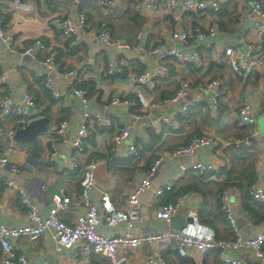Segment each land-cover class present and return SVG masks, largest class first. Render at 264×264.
<instances>
[{"label": "crops", "instance_id": "1", "mask_svg": "<svg viewBox=\"0 0 264 264\" xmlns=\"http://www.w3.org/2000/svg\"><path fill=\"white\" fill-rule=\"evenodd\" d=\"M20 1L28 8L20 10L17 15L12 13L14 0H6L0 5L4 32L11 38V45L0 39V63L7 72L6 82L0 86V96L9 94L19 101L24 93L29 92L34 95L36 106L22 117L7 116L3 126L6 130L16 131L31 121L44 118L47 130L37 133L35 140L17 141L14 136L0 139V151L7 152L17 166L16 171H12L9 164L0 166V174L10 177L24 190L36 203L41 217L48 215L55 193L71 198L68 211L60 213L65 222H73L75 215L82 211L79 202L81 170L70 171L67 167L73 154L71 139L83 113L98 112L111 117L113 126L104 128L89 121L88 137L78 160L81 164L93 165L94 185L89 196L98 207L99 232L113 236L128 230L124 222L111 226L104 221L100 197L107 193L115 207L127 210L129 193L139 183L144 169L159 155L163 159L152 176V187L138 197L139 215L130 230L133 235L168 227L169 224L158 219L155 212L161 204L170 201L173 194L180 192H185L186 201L177 214L193 216L200 223L210 225L216 238L231 239L236 233L249 238L262 229L264 203L250 197L246 190L252 182L264 187V56L261 64L256 62L257 65L244 75L232 69L229 57L224 53L227 46L243 52L244 41L254 43L257 51L264 53V33L252 28L250 4L246 0H217L218 11L182 13H172L165 5L157 10L146 9L139 0H118L113 9L101 7L98 0H79L77 4L70 0ZM80 13H84L87 20L78 37L63 36L55 18L68 15L75 21ZM211 26L216 28L213 36L198 39L193 35L195 27L207 29ZM175 28L188 31L185 44L171 39V31ZM99 29H108L113 37L128 42L130 48L119 51L111 45L101 44L94 36ZM140 31L141 37L137 38ZM34 39L44 42L46 53L36 51L34 56L23 53L24 47ZM206 43L212 47L206 48ZM159 46L178 48L183 53L196 51L197 58L188 65L169 60L170 73L144 84L143 89L160 101L171 96L181 82L187 80L190 91L186 97L145 112L110 104L113 97H136L135 76L154 68V49ZM51 51L57 55V70L48 72L43 60ZM115 57L120 60L123 72L108 76L106 64ZM66 69L74 70L75 76L64 78L60 72ZM212 78H219L224 87L215 105L209 92L198 90L199 85ZM47 80L57 90L58 98L46 86ZM75 89H86L88 93L80 97ZM243 101L252 107L255 122L251 125L238 120L237 110ZM183 102H190V107L186 114L176 117V127L158 120L160 117L174 118L175 110ZM134 113L142 114V117L136 119ZM61 120L68 121L66 136L57 140V159L48 162L54 131ZM151 122L158 124L157 130L146 127ZM125 126L129 128V137L134 138L140 148L141 157L137 161L125 159L124 147L114 148L112 145V136ZM193 136H206L210 143L192 153L173 154ZM244 138L246 141H240ZM196 162L210 165L213 170H191L189 166ZM168 183L172 184V190L158 202L153 190ZM222 189L229 191L235 229L220 211ZM0 204V222L9 227L26 223L25 210L18 195L2 182ZM13 245L16 251L25 254L26 264H107L103 256L78 253L79 243L71 249L59 248L52 230L34 241L16 239ZM222 252L245 264H264L248 249L215 247L206 252L190 249L186 256H181L173 243L166 241L117 249L124 264H158L157 257L171 264H227L221 260ZM3 258L0 247V264H3ZM149 258L153 261L148 263Z\"/></svg>", "mask_w": 264, "mask_h": 264}, {"label": "built area", "instance_id": "2", "mask_svg": "<svg viewBox=\"0 0 264 264\" xmlns=\"http://www.w3.org/2000/svg\"><path fill=\"white\" fill-rule=\"evenodd\" d=\"M77 4L79 0H70ZM141 5L146 9L157 10L161 5L172 13L175 12H188V11H205L211 9L218 11L220 9L217 0L206 2L204 0H139ZM250 4L249 18L252 23V28L264 33V2L263 0H246ZM6 0H0V5L4 4ZM118 0H98L101 7L106 9H113L116 7ZM27 5L20 0H14L12 13L17 15L20 10L27 9ZM87 17L84 13L78 14L77 19L74 21L70 16H58L55 22L59 25V32L65 37L77 38L79 31L85 27ZM3 27V20L0 16V39L6 44L11 45V38L5 34ZM141 31L137 34V38L141 37ZM216 33L215 27L201 29L195 27L193 35L198 39H206ZM97 38L103 45H111L117 50H126L130 48L128 42L113 37L108 29H99L94 32ZM189 37L188 31L184 29H173L171 31V39L185 44ZM206 48H211L210 43L205 44ZM244 51L239 52L232 46L224 47V53L229 57V62L232 69L239 74H246L257 63H262L264 53L257 51L256 45L250 41H244ZM46 45L41 39H34L28 43L23 53L34 56L36 51H45ZM156 53L155 66L150 70H143L136 74L135 80L137 85L136 97L134 98H118L113 97L110 104H121L130 108L140 109L142 112L148 109L156 108L171 102H176L178 99L186 97L190 91V85L187 80H183L179 88L171 96L165 97L162 100H156L151 94H148L143 85L155 79L167 76L170 73L168 61L174 60L181 65H188L194 63L197 58V52L183 53L178 48L169 46H159L154 49ZM46 53V51H45ZM56 52H48L45 56L43 63L48 72L57 70ZM261 58V59H260ZM257 62V63H256ZM105 72L108 76H116L123 72V66L120 60L115 57L106 64ZM64 78H72L75 76V71L66 69L60 72ZM7 72L3 69L0 63V86L6 82ZM46 86L51 89L55 98H58V92L53 87L49 80L46 81ZM223 84L219 78H212L202 85L198 86L201 92H209L213 104H217L218 100L223 94ZM80 97L87 95L86 89H75L74 91ZM36 106V100L33 94L26 92L21 100L16 101L9 94L0 96V139H12L15 129L6 130L3 126L4 119L9 115H16L22 117L28 113L30 108ZM190 102H183L174 112V118L160 117L158 120L170 122L173 127L177 126L176 117L182 116L188 112ZM264 113V112H263ZM134 118L139 119L142 114L134 113ZM238 120L244 125H251L255 122L251 105L243 101L237 110ZM94 121L97 125L104 128H111L113 120L108 115L98 112H84L78 124L77 130L71 139L72 152L71 160L68 162V169L70 171L80 169L81 178L79 181V202L82 211L75 215L73 222L67 223L60 217L61 212H66L69 209L71 198L63 193H55L52 196V206L49 209L46 217H41L38 207L34 201L28 198L24 190L13 181L10 177H4L0 174V182L6 187L11 188L19 197L21 205L25 210L26 223L18 227H9L0 222V247L4 254L3 264H26L27 259L25 254L16 251L13 243L16 239L25 238L31 241L38 239L48 230L54 233L56 244L62 249H71L76 244H80L78 253L83 255L97 254L103 256L107 264H124V259L119 256L117 249L122 247L125 249H132L140 246L142 243H151L154 241H166L173 243L176 251L181 256H186L188 250L197 249L202 252L214 249L215 247L238 248L248 249L252 251L256 258L264 261V225L262 229L253 237L245 238L236 233L231 239H217L213 228L204 225L198 221L196 217L192 216V220L188 222L181 229H172L166 227L161 231H144L139 235H133L130 230L134 226L138 215L139 209L137 207L138 197L141 193L152 187V176L156 172L158 165L162 161V155L155 158L147 168L144 169L143 176L140 178L139 183L128 195L129 207L127 210H121L115 207L110 201L107 193L100 197V207L104 214V221L108 225H115L118 222H124L127 226V231L123 234L106 236L98 231V207L94 204L89 196V192L94 185V175L92 172V163L81 164L78 160V155L83 152L85 140L88 137L87 123ZM68 121L61 120L54 131V141L50 144L47 155L48 162H54L58 155L57 140L65 138L67 131ZM146 127L158 129L156 122L146 124ZM127 139L126 143L125 140ZM246 141V138L240 140ZM238 141V142H240ZM114 148H122V154L125 159L137 161L141 157V151L134 138L129 137V128L125 126L120 128L111 139ZM237 142V143H238ZM210 143V139L206 136H193L185 144L179 146L174 155H182L194 152L198 147ZM236 143V144H237ZM10 165L12 171L17 170V166L10 159L7 152L0 151V166ZM190 169L193 171L210 172L213 168L202 162L191 164ZM172 190V184L168 183L163 186L155 188L154 195L158 202H161L164 194ZM247 194L253 199L264 203V187L260 184L253 183L247 189ZM220 209L223 212L230 226L235 229V223L232 217L230 196L228 189H224L220 196ZM186 201V194L179 193L172 200L164 202L156 210L155 215L158 219L169 223L170 218L177 214L179 209ZM1 205V204H0ZM77 253H74L76 255ZM158 264H171L169 261L157 257ZM221 260L227 264H245L242 261L229 257L226 253L222 252ZM153 261L152 258L148 259V263Z\"/></svg>", "mask_w": 264, "mask_h": 264}, {"label": "water", "instance_id": "3", "mask_svg": "<svg viewBox=\"0 0 264 264\" xmlns=\"http://www.w3.org/2000/svg\"><path fill=\"white\" fill-rule=\"evenodd\" d=\"M46 123L47 121L44 118L37 121H31L26 127L19 128L15 131L14 139L17 141L35 140L37 133L47 130ZM191 220L192 216H180L179 214H175L169 220V228L181 229Z\"/></svg>", "mask_w": 264, "mask_h": 264}, {"label": "trees", "instance_id": "4", "mask_svg": "<svg viewBox=\"0 0 264 264\" xmlns=\"http://www.w3.org/2000/svg\"><path fill=\"white\" fill-rule=\"evenodd\" d=\"M174 94V93H173ZM128 160V159H127ZM254 182H252L251 184H249L247 187L249 188V186L250 185H252ZM247 188V189H248ZM223 190V189H222ZM221 190V191H222ZM183 191H185V190H183ZM180 193H185V192H180ZM246 193H247V190H246ZM177 194H179V193H175V194H173V197L170 199V200H172ZM221 194V193H220ZM220 196V195H219ZM166 202H168V201H166ZM219 207H220V200H219ZM220 211H221V209H220ZM222 212V211H221ZM223 213V212H222ZM224 215V214H223ZM225 217V216H224ZM202 223V222H201ZM203 224H205V223H203ZM205 225H207V226H209V227H211L210 225H208V224H205ZM229 225V224H228ZM212 228V227H211ZM217 239H219V238H217Z\"/></svg>", "mask_w": 264, "mask_h": 264}]
</instances>
